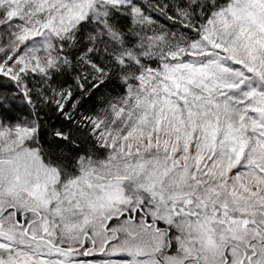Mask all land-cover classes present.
I'll return each mask as SVG.
<instances>
[{
	"label": "snow or ice",
	"instance_id": "snow-or-ice-1",
	"mask_svg": "<svg viewBox=\"0 0 264 264\" xmlns=\"http://www.w3.org/2000/svg\"><path fill=\"white\" fill-rule=\"evenodd\" d=\"M0 264H264V0H0Z\"/></svg>",
	"mask_w": 264,
	"mask_h": 264
}]
</instances>
